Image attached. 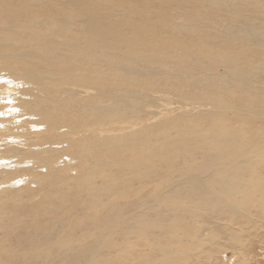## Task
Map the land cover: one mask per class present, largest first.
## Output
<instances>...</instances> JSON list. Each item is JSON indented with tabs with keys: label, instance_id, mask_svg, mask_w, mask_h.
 Masks as SVG:
<instances>
[{
	"label": "bare ground",
	"instance_id": "obj_1",
	"mask_svg": "<svg viewBox=\"0 0 264 264\" xmlns=\"http://www.w3.org/2000/svg\"><path fill=\"white\" fill-rule=\"evenodd\" d=\"M249 5L216 31L229 0H0V96L36 84L0 112V264H171L201 209L263 208L264 139L248 165L230 147L264 108L244 96L264 76L241 49L264 41ZM174 91L207 112L149 124L146 97Z\"/></svg>",
	"mask_w": 264,
	"mask_h": 264
},
{
	"label": "rangeland",
	"instance_id": "obj_2",
	"mask_svg": "<svg viewBox=\"0 0 264 264\" xmlns=\"http://www.w3.org/2000/svg\"><path fill=\"white\" fill-rule=\"evenodd\" d=\"M200 3L203 5V7L207 5L206 2H200ZM229 4H230V8L224 7V8H220V10H217L218 12L216 13H218L220 17L216 16L214 21L211 22L212 24H215L217 26V28L215 29L216 31H221V29L225 27H229L231 25L230 24L231 21L233 20H235L236 22L242 20L243 17L242 14H240L239 17L233 14V9L234 6H236V4H247V5L250 4L248 8L245 9L239 8L241 10L244 9L246 14H248L249 16L253 13L252 9H255L256 7L259 9V11L262 14H264V0H231V1L229 0ZM253 18H255V20L258 19L257 22L260 21L262 25L264 24V15L263 16L257 15L256 17ZM241 49H243L244 52H246L247 54L250 53L252 54V51H257V50L262 54H264V41L258 42L257 45L254 44L245 45ZM194 61L195 58L191 59L190 63ZM259 67H260V72L264 73V69L261 68V62L259 63ZM218 69H219L218 72L221 75L222 74L221 72L224 71L225 67L219 66ZM2 75L6 76L5 78L8 79L7 74L5 75L4 73ZM17 77H21V76H17ZM23 77L24 76H22V78ZM17 79L18 81H20L19 85L12 86L14 89L15 88L16 89L12 92H9V90H4L6 93L5 92L3 93H5L6 95L0 96L2 102L6 103L4 104V106L7 107L5 108L3 106V108L0 109V112L5 115L9 111L8 110L10 109L9 107H14L15 105V101L11 102V100H8V98L13 99V97H16L17 99L16 101H18L19 98L21 97L25 98L28 96L24 94L26 90H31L34 88V86H36V84L32 83L29 79L28 80L30 81V83L29 82L27 83L26 81H22L20 78ZM223 85L231 88V86L227 85V83H224ZM253 85H258L259 90L251 88L249 84L245 82L244 84L245 98L246 96L252 94L254 91H258L259 94L256 95L255 98L260 100L264 106V93H263L264 76H262L258 80H255ZM25 86L28 88H26ZM3 89L4 88L0 89V93H2ZM16 90L17 92H15ZM62 92H66V91H56L54 92V94L59 96ZM186 94H183L181 92L179 93L178 91L160 92V93L154 92L152 93L153 96L151 97L153 100L152 99L149 100V98L146 97V100H144V104L142 105L144 107L143 110L145 111L146 114H150V112L156 113L158 111H162V113L164 114V115L163 114L158 115L156 117L153 116L152 119L149 121L150 122L149 124L160 123L161 120L163 121H166L168 119L170 120V118L178 117L180 115H188V112L189 114L190 113L198 114L200 112L201 113L207 112V108L205 106L198 105L199 106L198 107L195 101H192L193 99L191 97L188 96V98H190L191 100L185 98V96H187ZM68 95L69 92H67L64 96H68ZM200 99L206 100V98L203 95L200 97ZM182 100H185V102ZM254 111L255 113L251 114V118L236 119L235 125L238 132L235 136H240V138L236 139L234 136V138L230 142V147L232 151L245 152L244 154H242L243 157L242 163L244 165H248L250 164V161H254V159L258 158L259 153L257 148H260L261 146H255V143L257 141H260L261 139H264V108L260 112L258 109H255ZM19 115H21V117L17 119L20 122H18V124L14 126L16 130L20 125H22L26 117H24L22 113L19 112V110H14L13 115L8 114L6 116V117H18ZM1 123L2 122L0 120V129H2L5 125H7L4 123L3 126L1 125ZM149 124L143 123V126ZM105 126H109V123H106ZM138 127H140V125L136 126V128ZM9 138H14V137H9ZM239 141L242 142V146L236 147L239 144ZM4 158L6 157L1 158L0 160H3ZM70 175L71 177L77 176L74 173ZM27 180L28 183H30L29 178ZM20 185H23V183H21ZM149 188L151 190V187L148 186L140 194L144 195L145 192L149 190ZM234 188L235 185L232 184L231 191H234ZM8 189H13V188H8ZM160 189L161 188L157 189L156 191H159ZM213 195L214 194H212V196ZM221 201L224 206H227L229 204L228 202H225L222 199ZM224 209L225 208L221 210L217 209L214 212L211 209H205V208L201 209L200 214L190 222L193 224L197 223L198 225L201 224L197 236L196 237L191 236L192 238L190 239L189 238L190 236H188L189 234L187 232L182 233L180 235V237H183V239L186 240L185 241L186 243L188 241L191 245L189 246L190 248L187 247L186 253L182 252L181 246L173 247L172 256H171L173 260L172 261L173 264H225V263L226 264H264V206L262 208L261 204H257V205L248 204L245 210H243V208L236 210L237 214H235L236 213L235 211L231 212L230 209L228 208H226L225 210ZM177 254L178 256H176ZM152 256H150L149 258L151 259V261L155 259L156 260L159 259L160 261H162L163 259L166 260L169 258V257L166 258L165 255L162 256V254L156 256L152 255ZM175 259L180 260L181 262L178 261L176 263Z\"/></svg>",
	"mask_w": 264,
	"mask_h": 264
}]
</instances>
